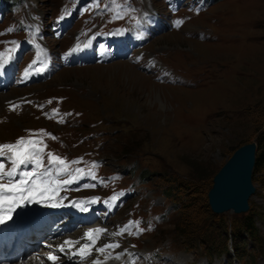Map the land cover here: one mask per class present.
Masks as SVG:
<instances>
[{"label":"rangeland","instance_id":"obj_1","mask_svg":"<svg viewBox=\"0 0 264 264\" xmlns=\"http://www.w3.org/2000/svg\"><path fill=\"white\" fill-rule=\"evenodd\" d=\"M146 14L152 24L143 44L116 55L111 46L106 59L97 52L105 28L135 27ZM0 48L16 53L13 79L0 84V143L40 140L36 170L70 179L49 163L55 154L83 169L72 173L75 199L78 190L119 202L112 213L98 207L95 221L113 232L131 220L141 227L116 234V244L102 236L89 243L119 245L96 264H264V161L254 167L249 211L216 214L208 199L233 152L264 138V0H5ZM45 49L52 63L45 74L23 80L29 62L44 69ZM88 198L84 206L93 204ZM63 220L52 216L50 232ZM224 240L231 252L215 254Z\"/></svg>","mask_w":264,"mask_h":264},{"label":"snow or ice","instance_id":"obj_2","mask_svg":"<svg viewBox=\"0 0 264 264\" xmlns=\"http://www.w3.org/2000/svg\"><path fill=\"white\" fill-rule=\"evenodd\" d=\"M9 31H11V29H9ZM77 47H79V45ZM49 103H51V101H49ZM16 107L17 106L14 105L13 110H15ZM53 115H58V112L54 110ZM60 122L63 123L62 118ZM53 139H55V137H53ZM40 143V140L34 138H19L16 143L0 145V157H6L12 164L11 170L5 171V164L0 163V180L7 178L9 181L8 183H0V224H3L6 219H11V213L14 212L16 207L20 206L21 203L39 202L36 199L37 197H39L40 200L56 199L59 194L57 189L60 185L69 184L76 178L72 173L83 174V169H71L69 163L65 161V159L49 153V163L58 165L57 171L61 175L69 174L71 177L70 179H43L42 176L50 177L52 174L50 172L41 174L35 170L25 171L22 173L23 178L17 179V173L20 166L33 164L35 165V168L43 167L42 153L44 152V148L39 147ZM76 163H78V161L71 162V164ZM95 166L96 165L93 164V168ZM113 199H116V197H113ZM76 206L81 207L83 211H88V209L82 205ZM134 224L135 222H133L132 225L126 226L123 231H128ZM105 231L106 230L104 229L90 230L86 233V238L94 243L100 234ZM123 231L113 235L123 234ZM141 231H143V229H141ZM76 243L78 242L65 241L59 246V251L64 252L66 248L71 251ZM91 247L92 244H84L79 248V255L82 257L89 256L91 254ZM113 247H119V245L108 244L102 246L99 248V252L104 253L108 248ZM47 259L51 261L52 264H57L59 257L55 254H50Z\"/></svg>","mask_w":264,"mask_h":264},{"label":"bare ground","instance_id":"obj_3","mask_svg":"<svg viewBox=\"0 0 264 264\" xmlns=\"http://www.w3.org/2000/svg\"><path fill=\"white\" fill-rule=\"evenodd\" d=\"M173 35L168 33L169 37H172ZM58 205L60 208V204ZM49 209H52V208L50 207ZM52 216L53 215L45 211L43 213V217H41V218H44L43 219L44 225H41L40 229L38 225L34 230L29 229L28 237L27 236L22 237V239L26 243H16L13 246L15 248V252L13 254L22 255L23 256L22 259H13L12 261H2L0 262V264H52V262L49 261L47 257L53 253L59 256L58 261L65 260V261H68V264H89V263L93 264L94 257L93 258L88 257L87 259H84L79 254H77L76 256H72V253L74 251H78L79 248L84 245V243H82L83 234H86L90 230L104 229L106 231L103 232L102 242L107 243L110 241H114L113 234H115V232H113L112 229L109 228L106 224H102L99 221H95V223H93V226L81 227L80 229H77V228L73 229L71 223L64 222L63 225H65V227L63 225H60L59 229L54 230V233H52L50 232L51 227H52L51 225ZM69 224L71 226L70 228L67 227V225ZM97 225L99 226V228L97 227ZM62 226L64 227L63 229L61 228ZM45 234H46V237H44V242H43V239H41V237L42 235L44 236ZM84 236L86 240V235ZM29 241L31 243H29ZM65 241H73V242H78V243H76L75 247H73L71 251L67 250L66 248L64 252H60L59 246L62 245ZM31 248L34 249L35 252L33 255L29 256V252Z\"/></svg>","mask_w":264,"mask_h":264},{"label":"water","instance_id":"obj_4","mask_svg":"<svg viewBox=\"0 0 264 264\" xmlns=\"http://www.w3.org/2000/svg\"><path fill=\"white\" fill-rule=\"evenodd\" d=\"M256 155V141L245 143L217 171L208 192L209 204L214 213L249 211L250 198L256 191L253 183Z\"/></svg>","mask_w":264,"mask_h":264},{"label":"trees","instance_id":"obj_5","mask_svg":"<svg viewBox=\"0 0 264 264\" xmlns=\"http://www.w3.org/2000/svg\"><path fill=\"white\" fill-rule=\"evenodd\" d=\"M257 149L258 150H260V153L258 154V155H256V165H258L259 164V162L261 161V160H263L264 161V138L263 139H260V140H258L257 141ZM252 220L249 218V217H246L245 219H244V221H243V224H242V226H244L245 227V229H246V231H247V233L248 234H250V235H252V234H254L255 233V230H254V226H253V223L251 222ZM186 234H190V233H188L187 231L185 232ZM220 234H223V233H219V235ZM211 235L209 234V237H210ZM233 239V238H232ZM209 239H203V243L205 244V246L206 247H208V243H209ZM212 242V241H211ZM210 242V243H211ZM233 248V250H235V248L234 247H232ZM236 250L238 251V249L236 248ZM236 251V252H237ZM230 253L231 252V250H230V248H229V246H228V244L226 243V241L224 240L222 243H219L218 245H217V249H216V252H215V254H219V255H221L222 253Z\"/></svg>","mask_w":264,"mask_h":264}]
</instances>
